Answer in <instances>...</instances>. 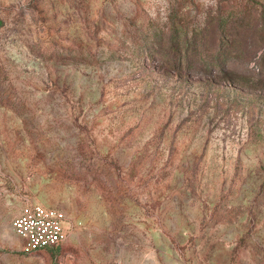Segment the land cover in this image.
I'll return each instance as SVG.
<instances>
[{"label": "rangeland", "instance_id": "374dc122", "mask_svg": "<svg viewBox=\"0 0 264 264\" xmlns=\"http://www.w3.org/2000/svg\"><path fill=\"white\" fill-rule=\"evenodd\" d=\"M0 264H264V0H0Z\"/></svg>", "mask_w": 264, "mask_h": 264}, {"label": "built area", "instance_id": "2783aa9c", "mask_svg": "<svg viewBox=\"0 0 264 264\" xmlns=\"http://www.w3.org/2000/svg\"><path fill=\"white\" fill-rule=\"evenodd\" d=\"M65 215L36 203L24 205L12 220L13 233L22 241L21 251L31 254L60 246L66 239Z\"/></svg>", "mask_w": 264, "mask_h": 264}]
</instances>
